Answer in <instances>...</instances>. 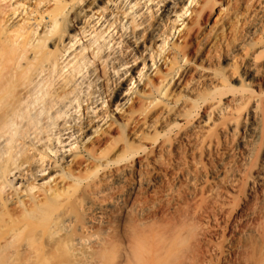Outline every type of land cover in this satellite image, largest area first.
Returning <instances> with one entry per match:
<instances>
[{
    "label": "bare ground",
    "instance_id": "1",
    "mask_svg": "<svg viewBox=\"0 0 264 264\" xmlns=\"http://www.w3.org/2000/svg\"><path fill=\"white\" fill-rule=\"evenodd\" d=\"M0 264H264V0H0Z\"/></svg>",
    "mask_w": 264,
    "mask_h": 264
},
{
    "label": "rangeland",
    "instance_id": "2",
    "mask_svg": "<svg viewBox=\"0 0 264 264\" xmlns=\"http://www.w3.org/2000/svg\"><path fill=\"white\" fill-rule=\"evenodd\" d=\"M218 12H219V8H217V9L214 8L213 11H212L211 8H209L207 10V12L205 13V15L203 16V18H201L198 15H197V17L195 15L193 16L194 19L192 18L193 21L191 20L192 22L188 23V26L186 28V32H185L183 38L181 39V41H178V43H180L181 53H186L188 57L191 56L192 50H194L196 45H197V40L199 39L198 36H200V34L202 32H204L206 30V28L209 25H211V23H213L215 21V18L217 17V13ZM197 18H199V19H197ZM219 65H224L222 60H220ZM176 92H178V89L176 90ZM199 110H201V108ZM184 143H182V145H180L181 146L180 148L182 149L184 147L185 149H189V146L186 143L185 144ZM184 148L182 150H184ZM184 151L181 152L182 154L181 153L172 152V154L166 155L165 156L166 157V161L165 162L168 161L167 164L170 162V164H168V165L166 164L165 165L167 167L163 166L161 168L158 167V168H156L154 170H150V173H149L150 179L152 181H154L156 179L154 187L152 189L146 188L145 186L138 188L135 191V194L133 195V198L140 199V200L154 199L157 196L159 197V195L162 194L163 190L169 185L178 187L180 190L182 188V190H183V188L185 187L186 181H185V179L182 176L178 175V172H177L178 170H176L173 167V163L175 162L176 159H178V157H180V158L184 157L183 156V152ZM233 151L234 152H232V155L237 157V155H239L240 150L237 149V151H236V149H235ZM236 152H238V153H236ZM186 153H187L186 154L187 155L186 159L188 160L189 157H191V152L187 151ZM172 158H174V159H172ZM208 161H210V160H207V158L202 156V158H200L199 164L200 165L203 164L204 168L206 170H209L212 167H216V165H213L212 163H210ZM170 165L172 167H170ZM215 170L216 171H213V173H211V172L206 173L207 176H206L205 179L208 180L209 182L210 181L215 182L217 180L216 179L217 175H219V173H220L219 172L220 168L217 167V169H215ZM174 172H176L177 175ZM209 173H211V174H209ZM154 191H156V192H154ZM194 193L195 192L189 191L188 195L185 194V197H187V199H184V200H189L190 202L194 201L195 198H196V195H194ZM160 206H158L157 209L153 212V214H151L149 216V218L152 219L150 222H155V224H157V223L159 224L163 219H165V215L167 213L165 212L166 209H164V207H166V206L165 205L161 206V207Z\"/></svg>",
    "mask_w": 264,
    "mask_h": 264
}]
</instances>
